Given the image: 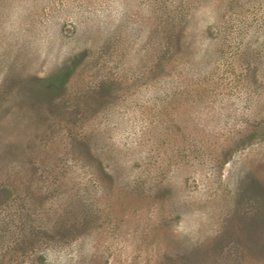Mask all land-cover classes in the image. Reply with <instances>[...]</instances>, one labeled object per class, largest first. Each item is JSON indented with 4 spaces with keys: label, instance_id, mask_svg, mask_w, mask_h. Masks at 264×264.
<instances>
[{
    "label": "rangeland",
    "instance_id": "374dc122",
    "mask_svg": "<svg viewBox=\"0 0 264 264\" xmlns=\"http://www.w3.org/2000/svg\"><path fill=\"white\" fill-rule=\"evenodd\" d=\"M0 264H264V0H0Z\"/></svg>",
    "mask_w": 264,
    "mask_h": 264
},
{
    "label": "trees",
    "instance_id": "16d2710c",
    "mask_svg": "<svg viewBox=\"0 0 264 264\" xmlns=\"http://www.w3.org/2000/svg\"><path fill=\"white\" fill-rule=\"evenodd\" d=\"M77 61H78L77 58H71L63 66H61L55 72L51 73V75H49L48 78L41 79V80L34 79L32 81L33 87L35 84V87L36 86L38 87L37 92L40 95H43L44 97L52 96L53 94L57 93L61 88H63V86L69 80L70 75L72 71L74 70ZM33 90L35 89L33 88ZM256 217L257 216H254V215L253 217L247 216L246 217L247 219L245 218L246 224H247L246 226H248L249 228L254 227V229L259 228L261 225L257 223L256 220H259V219ZM252 235L254 236L255 233L252 232Z\"/></svg>",
    "mask_w": 264,
    "mask_h": 264
}]
</instances>
